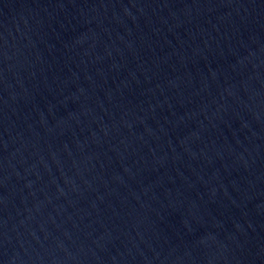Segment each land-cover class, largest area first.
Instances as JSON below:
<instances>
[{"label": "water", "instance_id": "water-1", "mask_svg": "<svg viewBox=\"0 0 264 264\" xmlns=\"http://www.w3.org/2000/svg\"><path fill=\"white\" fill-rule=\"evenodd\" d=\"M0 264H264V0H0Z\"/></svg>", "mask_w": 264, "mask_h": 264}]
</instances>
